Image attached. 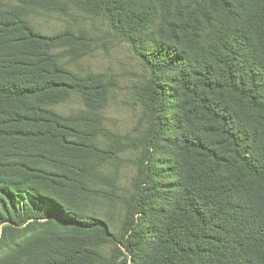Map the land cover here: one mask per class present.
I'll return each instance as SVG.
<instances>
[{
	"label": "trees",
	"instance_id": "obj_1",
	"mask_svg": "<svg viewBox=\"0 0 264 264\" xmlns=\"http://www.w3.org/2000/svg\"><path fill=\"white\" fill-rule=\"evenodd\" d=\"M4 1L0 141L12 145L0 154V223L46 220L70 237L51 233L57 247L30 243L0 264H96L102 258L89 247L110 233L64 193L86 189L40 165L54 149L110 157L69 140L66 134L85 133L46 108L81 92L87 106L101 109L105 87L64 70L45 51L80 38L42 35L5 11ZM77 2L103 13L152 70L143 93L154 117L146 177L128 205L122 264H264V0Z\"/></svg>",
	"mask_w": 264,
	"mask_h": 264
},
{
	"label": "rangeland",
	"instance_id": "obj_2",
	"mask_svg": "<svg viewBox=\"0 0 264 264\" xmlns=\"http://www.w3.org/2000/svg\"><path fill=\"white\" fill-rule=\"evenodd\" d=\"M3 9L18 14L42 35L69 32L80 38L75 43L51 45L45 51L64 70L81 79L95 78L105 87L101 109L87 106L81 92L67 93L63 100L46 108L65 118L69 127L85 133L66 134L69 140L109 152L110 157L101 158L85 150L54 149L52 160L40 166L72 175L84 186L86 192L77 193L68 186L64 193L81 213L102 220L110 233L102 244L89 247L102 258L96 264H122L125 256L129 257L120 244L128 205L146 177V149L154 117L143 93L150 86L152 70L103 13L83 7L77 0H45L40 6L5 0ZM156 28L155 24L149 31ZM11 145L0 141V154ZM158 167L162 169L163 165ZM158 179L162 181V177ZM45 221L31 220L22 226L0 223V260L30 243L57 247L55 233L70 237L69 231L51 230L43 224Z\"/></svg>",
	"mask_w": 264,
	"mask_h": 264
}]
</instances>
